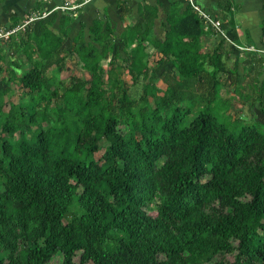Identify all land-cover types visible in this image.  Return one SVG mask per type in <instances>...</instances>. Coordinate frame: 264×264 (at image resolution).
<instances>
[{
  "label": "trees",
  "instance_id": "16d2710c",
  "mask_svg": "<svg viewBox=\"0 0 264 264\" xmlns=\"http://www.w3.org/2000/svg\"><path fill=\"white\" fill-rule=\"evenodd\" d=\"M117 2L121 31L96 16L88 38L80 21L69 40L68 8L11 17L19 27L2 39L27 66L17 73L19 59L6 61L0 45V90L17 80L27 92L18 102L0 92V264L58 254L60 264H78V252L79 264H264V123L232 131L211 104L226 74L243 104L261 98L264 56L243 49L230 66L232 42L222 36L205 48L215 31L181 0H170L161 38L160 2L140 6L141 19L131 0ZM233 5L220 0L231 24ZM260 26L263 40L264 18ZM150 47L161 54L152 67ZM69 54L82 72L63 85ZM162 67L163 88L148 80L130 94Z\"/></svg>",
  "mask_w": 264,
  "mask_h": 264
},
{
  "label": "crops",
  "instance_id": "0c3cea01",
  "mask_svg": "<svg viewBox=\"0 0 264 264\" xmlns=\"http://www.w3.org/2000/svg\"><path fill=\"white\" fill-rule=\"evenodd\" d=\"M181 1L183 5L186 4L185 1ZM196 1L215 16L218 15L217 18L219 17L222 21L223 27L225 29L224 31L226 32L228 38H232V28H234L238 33V39L240 37L243 44L257 46L261 43L262 39L260 24L264 18V0H233V24L229 22L228 16L225 18L223 17L222 12L219 9L220 0ZM37 2H39L42 6V11L38 8L34 9ZM156 3L159 4V16L155 17L154 19V33H157L155 27L160 15H162L161 19H163L162 23L164 25V31L167 29V25L164 24V21L165 14L170 6V0H131L130 2V8L132 9L131 14L136 19H141L139 13L140 6L148 4L155 5ZM64 4L70 6L68 10H71L75 16V19L72 22V25H75V31H72L71 27L69 40H71L72 36L77 33L78 29L80 28V21L84 22V32L86 38H88V27L91 24L92 19L96 16H100L105 20V15H107L112 25L119 28L120 31L122 29V20L120 18L117 0H66V2L65 0H63V2L62 0H1L0 27L2 26L4 28H12L17 26L18 23H13L11 20V17L13 16H17L18 19H22L27 16V14L31 16L51 9L61 12L59 8H62L61 6ZM62 11H66V9H63ZM55 25V27H57L56 23ZM159 38H161V36H159ZM214 38L215 40L218 39L215 34L208 32L204 34L203 42H210L211 39ZM262 56L264 55L262 54Z\"/></svg>",
  "mask_w": 264,
  "mask_h": 264
},
{
  "label": "rangeland",
  "instance_id": "374dc122",
  "mask_svg": "<svg viewBox=\"0 0 264 264\" xmlns=\"http://www.w3.org/2000/svg\"><path fill=\"white\" fill-rule=\"evenodd\" d=\"M59 10L62 11L63 9L59 8ZM161 18H162V15H160V17L158 18L157 25L155 27L156 32H157L155 34L157 37L162 36L163 31H164V25L162 23L163 19ZM54 26L56 25L54 24ZM74 26L75 25L71 24L72 31L73 30L75 31ZM2 29L4 30V27L1 26L0 31ZM116 31L119 32V28L116 27ZM2 38L3 37L0 36V45L4 47L5 60L7 61L10 58H15L16 57L15 54L10 55L8 48ZM117 40H116V44H118L119 46L120 58L117 59L116 62L123 65L122 57L124 56L125 52L122 50V43L118 42ZM217 40L218 39L215 40L214 38V39H211L210 42H203V46L205 48H210L211 46H213V44ZM237 43L243 44L240 37ZM65 45L67 48H69V41H66ZM147 50H148V55L146 56L145 60L147 61L148 66L152 67L155 64L156 59L159 58L161 54L158 50L154 49L153 47H150ZM237 52H240V49L233 47V52H232L233 54H231L230 58L227 59V63L230 66L233 63L234 54H236ZM16 58L19 59V64H20V67L17 68L16 71L17 73H20L22 72V70L26 68L27 63L25 62V59H23L22 57H16ZM67 62L68 63L66 64L65 69L61 73L57 74L58 80H60L63 85L68 84L70 74H80L82 72L79 62L72 54H69V56L67 57ZM103 65L105 69L109 67L107 59L103 60ZM164 68L165 67H162L157 72H150V75L148 76L147 79H144V80L138 79L136 83L130 84V88H129L130 94H132L133 96H137L142 90V84L148 80L151 82H154L157 87L163 88L165 85L163 82L165 80L164 70H166ZM167 69L171 70L170 65H168ZM0 75L7 77L6 71H3ZM263 76H264V71L261 77L259 78L260 82L263 80ZM125 77L127 78V81L131 83L127 75H125ZM223 77L224 78L222 80V83L219 84L217 87L216 98L215 100L211 102V104L214 107V112L217 115V118L221 121H225L226 123H228L229 129L232 131H236L237 129H240V127H242L243 125L256 126L257 122L264 123V94L261 96V98L257 99L253 104H249V105L243 104L241 100L239 99V97L237 96V94L234 93L233 88H232L233 85L231 84L228 78V74L224 75ZM7 84H8L7 85L8 89H5V85H3V82H2V89L0 90V92H3L2 100L18 102L22 98V96H24L27 92L26 89L23 88L17 80L12 81V82L10 81ZM190 90L197 92L196 84H192L190 87ZM247 91L250 92V90H247ZM150 100H152V98H150ZM4 107H5V110H7L8 106H4ZM17 135L18 134L16 133L15 137H17ZM94 155L97 158L100 157L101 156L100 151H96ZM163 160H164V157L157 159L155 161V168L160 167V165H162ZM240 198L245 200L249 198V195L242 194L240 195ZM158 202H159L158 196L154 195L152 203L158 204ZM74 260L76 263L79 264V252L74 256ZM61 261H62V255L58 254V255L53 256V258L47 264H60Z\"/></svg>",
  "mask_w": 264,
  "mask_h": 264
},
{
  "label": "built area",
  "instance_id": "2783aa9c",
  "mask_svg": "<svg viewBox=\"0 0 264 264\" xmlns=\"http://www.w3.org/2000/svg\"><path fill=\"white\" fill-rule=\"evenodd\" d=\"M186 3L190 4L196 11L197 13L202 17L203 22L206 27L211 28L215 31V34L217 37H225L229 41L232 42L233 46L237 49L243 50V49H249L253 51L260 52L264 54V39L261 41L259 45H247V44H238L232 41V39L227 37L226 32L224 31L223 23L222 21L217 18L214 14H212L210 11H208L206 8L202 7L196 0H184ZM63 9H67L70 6H67L66 4L61 6ZM52 10V9H51ZM48 11H44L41 13V16L46 15ZM35 16H30L28 20H32ZM19 25L14 26L12 28H4L0 31V36L3 38H7L9 34L14 32L16 29H18Z\"/></svg>",
  "mask_w": 264,
  "mask_h": 264
}]
</instances>
